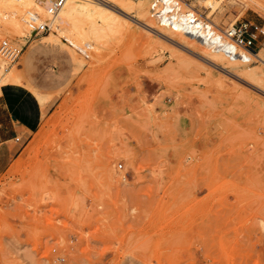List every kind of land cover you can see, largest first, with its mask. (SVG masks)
<instances>
[{
    "label": "rangeland",
    "instance_id": "obj_1",
    "mask_svg": "<svg viewBox=\"0 0 264 264\" xmlns=\"http://www.w3.org/2000/svg\"><path fill=\"white\" fill-rule=\"evenodd\" d=\"M207 1L177 4L221 27L264 18V0ZM116 2L131 15L103 36L0 26L20 47L0 86L41 92L0 93V264H264V92L210 46ZM241 53L264 72L262 49ZM14 96L35 104L32 129Z\"/></svg>",
    "mask_w": 264,
    "mask_h": 264
},
{
    "label": "bare ground",
    "instance_id": "obj_2",
    "mask_svg": "<svg viewBox=\"0 0 264 264\" xmlns=\"http://www.w3.org/2000/svg\"><path fill=\"white\" fill-rule=\"evenodd\" d=\"M116 1H119V0H64L62 6L58 9L57 14L55 16V20H54L55 25L53 26V28H54V30H56V33L58 31V32H61V35H62V30L60 31V29H59L60 25L68 23L67 25H70L71 28H70V30L69 29H67V30H69V33L71 35L76 34L75 36L78 37L77 36V35H79L78 33L81 34L84 32V33H88L89 35H92L93 37L100 36V34H102L104 29L105 30L109 29L108 27H110V25L114 21H119L120 17L126 18V14H124V13L130 14V12H129L130 8L125 5V2H124V4H118ZM169 1L170 0H161V5L159 6V8L162 11L166 10L168 5H169L168 4ZM254 1L257 2L256 0H254ZM121 2L122 1H120V3ZM207 2L211 5L213 4V0H208ZM259 3H257V5ZM127 4H131L130 7H133L132 6L133 4H138L143 8L145 13H152V11H150V8L152 5V2L150 0H127ZM261 6H262L261 8L264 9V2L261 4ZM26 9H33V10L37 11L42 17L47 16V14L44 12L43 7L41 6V4L39 3L38 0H0V26H1V28L5 29L9 32H12L14 34L15 33L21 34L24 31L29 32L28 27L24 21V16H23V13ZM95 16H97V18H99L98 20L101 21V24L99 22H96L97 20L95 21V19H94ZM122 21H123V19H122ZM84 24L88 25V27L86 26L87 30H86V28H83L82 25H84ZM166 24L168 26H170L167 29H171L173 32H175V34H178V36H179V34H180V36H183V33H184L187 37L196 40V42L203 44V45H206L199 38L193 37V36L183 32L182 30L178 29L175 26L172 27L168 23H166ZM162 27H163V25H162ZM155 29H158V28H155ZM63 30H65V28ZM67 30L65 31L66 33H68ZM176 30H179V31H176ZM173 32H171V33H173ZM169 33H170V30H169ZM82 36L80 35V37H82ZM102 36H103V34H102ZM170 36H172V35H170ZM66 37H67L66 39L70 42V44L73 43L74 46H76V43L70 37H68V36H66ZM73 38H74V36H73ZM75 40H76V38H75ZM79 43H81V42H79ZM180 43H182V42H180ZM185 45H187V44H184V46ZM203 45H201L199 47L197 46V47L199 48V50H202V52L207 54L208 51ZM77 48H79V47H77ZM259 50H261V49H259ZM237 51H238L237 56H232V57H228L225 54H223L222 52H219L217 50H215L213 53H208V54L211 55V57L214 59V61H216L215 59H217V60L221 59V61L223 60L227 63L232 64L237 69V73L236 74L234 73L235 76L244 79L245 81H247L248 83L253 85V87H255L256 90H258L260 92H264V72H262L259 69L250 68L248 66L247 57L245 56L244 53H241L242 51L246 52L244 49L237 48ZM202 55L203 54H201V56ZM203 56H205V55H203ZM207 56L208 55H206V57ZM263 60L264 59H262L261 63L264 65ZM3 63L6 64L7 66L11 65L10 61L5 60V59H0V81L2 82L3 79L9 80L10 78L17 77L18 70L16 68H12L11 70L6 72V71H4V64ZM3 76H5V77L3 78Z\"/></svg>",
    "mask_w": 264,
    "mask_h": 264
},
{
    "label": "built area",
    "instance_id": "obj_3",
    "mask_svg": "<svg viewBox=\"0 0 264 264\" xmlns=\"http://www.w3.org/2000/svg\"><path fill=\"white\" fill-rule=\"evenodd\" d=\"M178 0H170L166 10L159 6L161 0H151V11L154 17L163 19L172 27L175 26L183 32L199 38L204 44L222 52L228 57L237 56V48L244 49L255 60L260 59L259 49L264 51V18L260 24L247 19L233 21L221 27L210 19L183 11L177 4ZM64 0H49L44 5L47 16L42 17L33 9H26L23 13L24 21L32 34L47 33L53 30L55 16ZM29 33V34H30ZM91 47L83 43L77 52L84 58L89 55ZM20 47L8 40L0 33V59L12 61L19 53ZM264 61V60H263ZM14 139L18 137L15 135Z\"/></svg>",
    "mask_w": 264,
    "mask_h": 264
},
{
    "label": "crops",
    "instance_id": "obj_4",
    "mask_svg": "<svg viewBox=\"0 0 264 264\" xmlns=\"http://www.w3.org/2000/svg\"><path fill=\"white\" fill-rule=\"evenodd\" d=\"M34 49H43L44 51L51 52V53L62 52L61 48L59 47V44L54 43V42H49L47 40H39V44ZM64 56H65V54H64ZM65 58H66V60H68L67 56H65ZM3 87H10V88L15 89L17 91H18L19 87H24V88L28 89L33 94V96H35V98L39 101V98L35 92V91H37V92H39V91L30 83H29V85L5 83V84L0 86V93L2 92ZM39 93H41V92H39ZM15 97L16 96L11 97L10 104H12L14 107L13 108V110L15 112L14 117H15V120L18 121V126L23 125L24 127L28 128V129H32L37 122V112H36L35 104L33 103L32 100H28V102H26L25 104H20L18 102H15V100H14ZM12 130L14 131V133L17 132L16 129H14V128H12ZM11 137H13V136L4 137L3 139H9ZM0 153H2V149H0Z\"/></svg>",
    "mask_w": 264,
    "mask_h": 264
}]
</instances>
